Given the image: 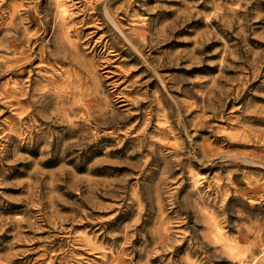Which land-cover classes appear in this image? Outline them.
I'll list each match as a JSON object with an SVG mask.
<instances>
[{"label":"rangeland","instance_id":"rangeland-1","mask_svg":"<svg viewBox=\"0 0 264 264\" xmlns=\"http://www.w3.org/2000/svg\"><path fill=\"white\" fill-rule=\"evenodd\" d=\"M66 1L0 0V264L261 255L264 0Z\"/></svg>","mask_w":264,"mask_h":264},{"label":"bare ground","instance_id":"bare-ground-1","mask_svg":"<svg viewBox=\"0 0 264 264\" xmlns=\"http://www.w3.org/2000/svg\"><path fill=\"white\" fill-rule=\"evenodd\" d=\"M69 3L66 0H56V16L58 20H60L64 24H67L68 21L73 19L72 18L73 16L72 6ZM214 234L219 240L221 241L223 240L224 245H226L232 252H235V253L238 252L237 249H235L236 245L233 246L229 244L228 242H226L225 239H223L225 236H223L222 230L219 227V225H216V230ZM261 259L264 260V249L261 251V255L253 256V258L250 261H247L245 259V264H255L257 261Z\"/></svg>","mask_w":264,"mask_h":264}]
</instances>
